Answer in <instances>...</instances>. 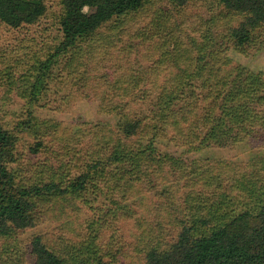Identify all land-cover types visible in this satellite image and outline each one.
I'll use <instances>...</instances> for the list:
<instances>
[{
  "label": "rangeland",
  "instance_id": "1",
  "mask_svg": "<svg viewBox=\"0 0 264 264\" xmlns=\"http://www.w3.org/2000/svg\"><path fill=\"white\" fill-rule=\"evenodd\" d=\"M46 1V13L32 25L9 29L0 23V126L14 137L11 168L20 184H35L39 175L62 184L87 175V184L81 193L34 198L33 226L0 236V264H33L29 245L35 235L66 264L87 242L102 264H143L149 244L163 251L175 238L178 226L168 204L174 200L183 207L184 192H192L188 203L210 225L244 210L255 214L264 203V128L196 151L171 139L170 131L161 134L154 139L156 157H171L182 166L173 167L168 158L157 164L139 161L134 171L139 179L130 184L122 180L115 186L116 177L107 172L121 166L106 161L119 137L118 123L149 122L157 93L193 69L207 38L208 52L223 51L227 68L241 66L264 83V23L240 53L225 36L244 15L226 10L218 0H188L180 7L147 0L53 57L47 67L44 62L61 38L58 1ZM93 13L85 8L70 22ZM39 76L40 89L32 98L28 90ZM36 141L42 146L35 147ZM137 141L143 142L144 135ZM165 190L171 191L170 200Z\"/></svg>",
  "mask_w": 264,
  "mask_h": 264
},
{
  "label": "trees",
  "instance_id": "2",
  "mask_svg": "<svg viewBox=\"0 0 264 264\" xmlns=\"http://www.w3.org/2000/svg\"><path fill=\"white\" fill-rule=\"evenodd\" d=\"M57 1L61 40L54 47V54L44 62L47 67L53 57L66 54L76 42L92 36L113 18L139 10L147 0ZM168 1L180 7L188 0ZM218 2L226 10L244 15L242 21L229 28L225 36L235 51L244 53V49L254 42V32L264 23V0ZM85 8L94 9L91 18L70 22ZM46 10V0H0V23L9 29H19L36 23ZM210 41V38L203 40L197 58L193 59V69L184 70L172 87H165L157 93L153 103L155 111L151 112L153 115L149 122L144 118L123 119L118 123L119 137L106 161L121 166L107 172L108 177H116L115 186H119L122 180L130 184L131 179H139V175L134 176L139 161L157 164L168 158L174 167L177 161L173 158L155 155L154 139L161 134L166 136L170 131L171 139L186 143L189 151H196L210 145L222 146L240 141L245 133H254L256 126L264 128V83L260 76L247 72L241 66L227 68L229 62L223 51L208 52L212 46ZM33 70L35 72V68ZM34 80L28 90L32 98L39 92L41 83L40 76ZM147 129L148 132H143ZM141 135H144L143 142L137 141ZM15 145L14 137L0 126V236L5 238L33 226L34 198L44 200L52 194L81 193L87 184V175H79L65 184L43 181L39 175L35 184H20L11 168L16 161ZM41 146L42 142L36 141L35 147ZM124 164L128 165L126 170H123ZM94 167L97 168L96 165ZM112 171L116 174H111ZM103 173L102 168L99 174ZM186 175L183 173L182 177ZM188 183L189 180L184 181L185 185ZM184 193L183 207L176 206L174 200L168 204L178 226L175 238L163 251L156 248L155 242L149 244L145 248L143 264H264V203L255 214L244 210L219 224L210 225L204 216H196L188 203L192 192ZM162 194L166 200L171 199V191L165 190ZM187 210L194 213L182 216ZM87 243L68 264H102L100 259H96L97 250L90 248L91 242ZM29 250L33 264H66L39 235L32 237Z\"/></svg>",
  "mask_w": 264,
  "mask_h": 264
}]
</instances>
